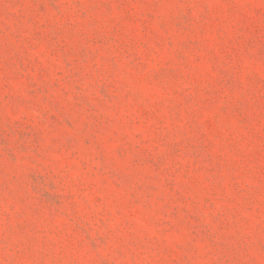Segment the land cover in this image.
<instances>
[{
  "label": "rangeland",
  "instance_id": "1",
  "mask_svg": "<svg viewBox=\"0 0 264 264\" xmlns=\"http://www.w3.org/2000/svg\"><path fill=\"white\" fill-rule=\"evenodd\" d=\"M0 264H264V0H0Z\"/></svg>",
  "mask_w": 264,
  "mask_h": 264
}]
</instances>
